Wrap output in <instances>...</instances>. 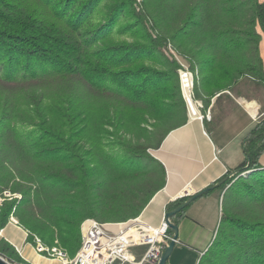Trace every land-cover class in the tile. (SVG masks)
<instances>
[{"label": "trees", "instance_id": "1", "mask_svg": "<svg viewBox=\"0 0 264 264\" xmlns=\"http://www.w3.org/2000/svg\"><path fill=\"white\" fill-rule=\"evenodd\" d=\"M104 2L107 15L95 23ZM134 4L0 0V195H21L4 202L0 230L14 217L30 243L58 241L73 258L85 220L141 216L166 185L151 152L188 121L179 64L162 52L168 46L198 71L205 108L229 91L264 110V0H144L141 11ZM124 17L122 31L141 29L142 41H113ZM18 121L34 129L18 133ZM244 154L217 188L221 217L198 264H264V117L246 135ZM187 200L169 203L166 214ZM187 208L171 221L179 226ZM0 256L26 264L5 237Z\"/></svg>", "mask_w": 264, "mask_h": 264}, {"label": "crops", "instance_id": "2", "mask_svg": "<svg viewBox=\"0 0 264 264\" xmlns=\"http://www.w3.org/2000/svg\"><path fill=\"white\" fill-rule=\"evenodd\" d=\"M251 104L260 107L254 99L247 100L224 91L212 97L208 108L204 110L211 112L210 121L188 120L166 137L161 147L152 154L166 171V185L141 214L143 223L157 227L169 203L179 199L186 191L194 195L212 187L243 163L244 139L257 124L250 110ZM261 112L264 116V111ZM259 164L264 169V154ZM223 194L216 189L210 195L194 201L179 224V238L174 250L187 247L197 252V264L210 245H199L195 239V229L207 226V243L210 237L212 243L221 217ZM209 217L212 219L211 224ZM2 231L3 237L12 246L22 249V259L26 264H59L40 257L22 229L11 222ZM141 251L136 252L139 254Z\"/></svg>", "mask_w": 264, "mask_h": 264}, {"label": "built area", "instance_id": "3", "mask_svg": "<svg viewBox=\"0 0 264 264\" xmlns=\"http://www.w3.org/2000/svg\"><path fill=\"white\" fill-rule=\"evenodd\" d=\"M169 50L172 56L168 57L171 60L174 58L179 64V85L188 120L210 121L212 119L211 112L204 111V103L197 98L195 92L199 79L198 71L192 70L189 64L170 46ZM250 110L257 121L260 107L252 105ZM215 159L217 158L215 157ZM190 195L189 191H186L181 197ZM13 199H21V195L10 192L1 194L0 211L6 200ZM10 222L19 227L16 218L11 217ZM169 230L166 214L157 227L146 225L140 217L125 223L112 224H103L94 219H87L81 225V248L73 258L59 246L58 241H55V246L47 247L38 237L34 236L33 247L40 257L57 261L59 264H159L163 253L173 240V236L169 235ZM2 232L0 230V235ZM129 235L130 237L127 238ZM13 247L17 254L23 258L22 249ZM137 250H142L141 255L136 252Z\"/></svg>", "mask_w": 264, "mask_h": 264}, {"label": "rangeland", "instance_id": "4", "mask_svg": "<svg viewBox=\"0 0 264 264\" xmlns=\"http://www.w3.org/2000/svg\"><path fill=\"white\" fill-rule=\"evenodd\" d=\"M143 1L144 0H135L134 8L137 11H141ZM109 7H110L109 2L103 3V5L96 11V13L94 15V22L95 23H99V22L104 21L103 19H105ZM129 23H130V20L128 17H124L119 21V23L117 24V27L115 28V30L113 32V41L114 42H117V43H121V42L135 43L136 41H142L143 40V32L141 29H129V30L122 31V29H124L123 27H125ZM162 52L166 56H169V55L172 56L171 51L169 50V46L164 48ZM262 52H263L262 54L264 56V44H263ZM172 59L174 60V58H172ZM3 99H4V95L0 91V107L3 106ZM21 109H24L28 113V110L26 109V107L23 106V107H21ZM261 111H264V110H263L262 106L260 105L258 120L261 117H264V116H262ZM258 120H257V122H258ZM11 125L16 129V132H18V133H22V132L28 133L29 131L34 129L31 124L29 125V123L25 122V121L24 122L18 121L17 123L11 122ZM151 153L153 154V152H151ZM1 209H2V207H1ZM209 219H210L209 224H211V220H212L211 217H209ZM208 229L209 228L207 226H205V228L195 229V233H194L195 239H197L199 241L200 246H205V244L211 245V240H212L211 237L207 243ZM3 235L4 234L1 233L0 238L3 237ZM177 247H180V246L178 245ZM202 248H205V247H202ZM202 250H204V249H202ZM198 257H199V255L197 252H193L192 250H190L187 247H183V249L178 248L177 250L173 251V253H172V255L168 261V264H172V263L173 264H197ZM15 264H18V263H15Z\"/></svg>", "mask_w": 264, "mask_h": 264}, {"label": "water", "instance_id": "5", "mask_svg": "<svg viewBox=\"0 0 264 264\" xmlns=\"http://www.w3.org/2000/svg\"><path fill=\"white\" fill-rule=\"evenodd\" d=\"M224 183V181H221L215 185H213L212 187H209L207 189H205L204 191L194 194V195H190L188 197H180L179 199H183V198H188V200L179 208H177L176 210L167 213L166 214V221L168 223V226L170 228V230L173 232V240L170 242L169 246L166 248L165 252L163 253V256L161 258V261L159 264H168V261L174 251L175 245L178 241L179 238V226L174 224L171 220L172 218L178 214L179 212H181L182 210H184L185 208H187L189 205H191L194 201H196L199 197H201L203 194L209 192V191H214L217 188H219L222 184ZM178 200V199H177ZM0 264H11L9 263L7 260H5L3 257L0 256Z\"/></svg>", "mask_w": 264, "mask_h": 264}, {"label": "bare ground", "instance_id": "6", "mask_svg": "<svg viewBox=\"0 0 264 264\" xmlns=\"http://www.w3.org/2000/svg\"><path fill=\"white\" fill-rule=\"evenodd\" d=\"M135 233V232H134ZM130 237V235L129 236H127V238H129Z\"/></svg>", "mask_w": 264, "mask_h": 264}]
</instances>
